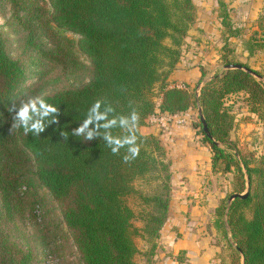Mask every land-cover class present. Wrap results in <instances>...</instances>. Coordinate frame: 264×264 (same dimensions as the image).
<instances>
[{
	"label": "trees",
	"instance_id": "16d2710c",
	"mask_svg": "<svg viewBox=\"0 0 264 264\" xmlns=\"http://www.w3.org/2000/svg\"><path fill=\"white\" fill-rule=\"evenodd\" d=\"M48 2L50 9L42 21L38 10L29 9L33 6L16 2L14 18L24 29L25 50L62 64L52 81L67 76L76 66L87 67L88 80L63 83L45 93L47 102L60 109L58 125H50L39 137L25 135L22 129L11 132L9 108L14 101L19 103L27 67L22 55L11 54L9 38L0 28V264H43L41 253L46 248L40 251L37 242L33 243L24 219L38 226L35 238L39 236L44 247L58 237L43 210L47 201L42 188L60 207L82 264H138L136 236L157 239L168 218L172 194L167 149L160 135L143 132L141 126L152 113L187 115L199 106L214 139L205 133L199 116L195 125L200 126L203 142L212 148L214 171L234 173L230 194L243 192L248 179L251 184L246 197L238 196L229 204L228 194L218 208V224L225 232L228 225L231 234L220 253L222 264H264V153L244 152L232 134L238 121L232 97L240 95L245 100L246 118L255 114L264 121V81L240 68L217 71L205 80L206 69L199 65L201 76L193 86L172 85L169 77L197 19L194 0ZM220 5L222 23L234 35L237 29L228 20L223 0ZM41 23L48 30L54 26L60 32L78 34L79 39L76 42L63 35L69 45L47 50L40 38L48 30ZM249 43L252 50L253 41ZM75 44L88 65L75 56ZM231 51L226 43L221 52L224 65L241 62L250 66L236 60ZM256 70L264 76L263 69ZM98 99L110 103L116 115H128L132 108L139 113L141 150L131 162L123 161L125 149L113 155L99 138L83 141L71 135ZM62 131L67 132V140L60 135ZM112 131L123 135L119 128ZM138 179H144L150 190L138 188ZM134 194L142 200V226L135 224L137 214L128 201Z\"/></svg>",
	"mask_w": 264,
	"mask_h": 264
},
{
	"label": "crops",
	"instance_id": "0c3cea01",
	"mask_svg": "<svg viewBox=\"0 0 264 264\" xmlns=\"http://www.w3.org/2000/svg\"><path fill=\"white\" fill-rule=\"evenodd\" d=\"M194 1L199 13L205 15L202 19L199 17L195 26L208 28L216 23L222 26L219 0ZM225 1L234 24L241 27L257 23V17L264 9V0ZM189 53L186 51L170 75L172 85H191L200 78L201 69L195 64L197 59H190ZM255 58L258 59L257 64L264 65V52ZM195 112L196 108L189 109V119L185 124L170 122L162 127L148 124L141 126V130L146 133L161 128L160 136L165 140L173 173L168 218L157 239H136L139 251L135 260L138 264H222L220 253L227 246L231 234L228 227V232H225L219 226L218 208L229 194L231 178H228L230 173L214 171L211 146L201 141L200 135L194 132L190 124ZM243 113L246 115V112ZM239 117L233 137L241 147L248 144L249 150L257 149V153H264L262 122L255 114L250 118ZM181 147L182 150H179Z\"/></svg>",
	"mask_w": 264,
	"mask_h": 264
},
{
	"label": "rangeland",
	"instance_id": "374dc122",
	"mask_svg": "<svg viewBox=\"0 0 264 264\" xmlns=\"http://www.w3.org/2000/svg\"><path fill=\"white\" fill-rule=\"evenodd\" d=\"M23 4L28 6H33L29 8L30 10H38L40 17L39 19L45 20L47 13L50 9V4L48 0H20ZM219 0V16L221 12V5ZM225 3V7L229 12V21L231 25L236 30L234 35H230L227 31V27L222 23L218 25L216 23L213 27H200L195 26L198 22L199 17L204 18V13H199L197 9V19L195 23L190 28L188 35L185 38V41L181 47L182 54L180 60L183 55H186V51H189L191 57L190 59H197L196 65H202L206 69V77L205 80L210 78L215 72H223L224 63L221 60V52L223 50V46L227 43L232 48L231 55L234 56L236 60H241L246 62L254 69H263L264 65L257 64V60L255 57L264 52V9L259 13L257 17V23H253L248 27H241L234 24L233 17L230 14V11L227 6V2L223 0ZM17 0H0V28L2 31L8 36L9 38V49L13 56L22 55L25 58V63L27 67V79L23 84V87L20 92L19 99L24 98L25 94L30 95H39L42 93H47L60 84L63 83H72V84H81L88 80V69L86 66H76L74 70H71L67 73V76L61 75L58 80L52 81V78L55 76L58 69L62 68V64L56 62V60L46 58L42 56L40 53L31 50H25V33L24 29L20 26V24L14 18L15 6ZM197 6V4H196ZM27 10L21 11L25 13ZM43 12V14H41ZM214 17V14L212 15ZM222 19V16H221ZM41 28L47 29L48 27L45 24L41 23ZM48 30V29H47ZM68 36L73 38L76 42L79 39V35L73 32H60L54 26L50 27L47 32H43L42 37L40 38L47 50L50 48L58 49L59 46L69 45L67 40L62 38V36ZM192 35L194 36L192 39ZM191 37L189 40L188 37ZM252 37V39H250ZM253 41L252 50H249L248 45L250 44L249 41ZM167 42L169 43L170 40L168 39ZM259 42H262V45H259ZM74 54L81 60V62L85 63L86 65L89 64L87 58L84 57L78 50L77 44L73 45ZM251 51V52H250ZM52 53V52H51ZM199 57V58H197ZM195 82H192L191 86H193ZM234 99V108L239 113H242L238 116L239 118L245 116L243 113L246 110L244 107L245 100L242 96L239 95L236 97H232ZM156 102H159V96L155 97ZM246 112V111H245ZM199 116L198 108H196V112L194 113V120H191L190 124L194 128V132L200 135V139L202 140L203 133L200 130V126L195 125V122ZM262 125L264 126V121H261ZM158 126V125H157ZM162 127V126H160ZM161 130V129H160ZM153 132V131H152ZM157 135L158 129L154 131ZM161 138V136H160ZM164 143L165 140L161 139ZM207 144V143H206ZM165 145V143H164ZM166 147V145H165ZM167 149V147H166ZM241 149L244 152H248L249 146L248 144L242 145ZM182 150V147L179 148ZM252 151H256L257 149ZM260 154V153H259ZM179 157V156H178ZM168 159V158H167ZM170 163L172 162L168 159ZM184 160V159H183ZM171 171H172V164H170ZM173 173V171H172ZM228 178H231V189L233 190V183L232 178L234 173L229 172ZM223 174V173H222ZM172 180V175H171ZM138 188H144L145 190H150V185L145 182L144 179H138L135 182ZM247 189V187H246ZM246 189L243 191L245 192ZM229 191V194H230ZM40 192L45 195L47 205L44 207V211H46V216L48 217L47 220L50 222L51 227H55V231H58V237L55 239L54 242L51 243L50 246L44 247L41 245V240L35 237L38 235V226L33 223V221L29 219H24L25 222V229L28 234L31 235L32 241L35 244L39 245L40 251L43 248H46V252H42L41 256L43 257V264H82L79 258V252L77 249L76 244L74 243L72 237L69 235L67 228L62 222V213L60 207L56 203V201L51 197L45 188L40 189ZM242 192V193H243ZM171 193H172V184H171ZM230 196V195H229ZM228 197V196H227ZM128 201L131 206L135 209L137 214L135 218V224L138 226L143 225V220L140 217V212L142 211V200L138 197L137 194L130 195L128 197ZM227 203V202H226ZM229 203V198H228ZM59 225V226H57ZM47 227V226H46ZM53 234V231H50ZM49 232V234H50ZM41 233V231H40ZM42 234V233H41ZM50 234V235H52ZM142 236L137 235L136 239L139 241V238ZM146 239V238H145Z\"/></svg>",
	"mask_w": 264,
	"mask_h": 264
},
{
	"label": "clouds",
	"instance_id": "9594fccd",
	"mask_svg": "<svg viewBox=\"0 0 264 264\" xmlns=\"http://www.w3.org/2000/svg\"><path fill=\"white\" fill-rule=\"evenodd\" d=\"M45 93L39 95L25 94L24 98L13 102L9 108L12 113L11 132L22 129L25 135L31 133L39 137L50 125L59 124L60 109L47 102ZM131 107V104H130ZM139 113L132 108L128 115H116L115 108L104 100H96L88 109L79 127L74 128L72 136L83 141L99 138L111 150L113 155H119L125 149V163L136 159L140 154L138 143ZM119 128L123 135H114L113 129ZM64 140L68 139L66 131L60 132Z\"/></svg>",
	"mask_w": 264,
	"mask_h": 264
},
{
	"label": "water",
	"instance_id": "95a60500",
	"mask_svg": "<svg viewBox=\"0 0 264 264\" xmlns=\"http://www.w3.org/2000/svg\"><path fill=\"white\" fill-rule=\"evenodd\" d=\"M224 68L225 69H230V68H240V69H244L246 70L247 72L253 74L254 76H256L259 80H262L264 81V76L262 74H260L256 69H254L253 67L251 66H247L241 62H236V63H227L224 65ZM203 82H200L197 89H196V93H197V96H199L200 94V88H201V85H202ZM198 113H199V117L203 123V129L205 131V133L211 137L212 139H214L209 127H208V124H207V121H206V118H205V115L203 113V110H202V107L199 106L198 108ZM160 129L161 128H158V133H160ZM217 143H220L219 141H216ZM250 187H251V184H250V181L249 179L247 180V189L245 192H233L230 194L229 196V204L233 202V200L240 196V197H246L249 193V190H250ZM227 212H228V209H227ZM225 219L227 220L228 219V214L226 213L225 214ZM228 227V225H227ZM229 228V227H228ZM244 260V259H243Z\"/></svg>",
	"mask_w": 264,
	"mask_h": 264
},
{
	"label": "built area",
	"instance_id": "2783aa9c",
	"mask_svg": "<svg viewBox=\"0 0 264 264\" xmlns=\"http://www.w3.org/2000/svg\"><path fill=\"white\" fill-rule=\"evenodd\" d=\"M188 119L187 115L180 112L175 114L156 112L147 117L146 123L148 125L164 126V124L167 125L170 122L185 124Z\"/></svg>",
	"mask_w": 264,
	"mask_h": 264
}]
</instances>
